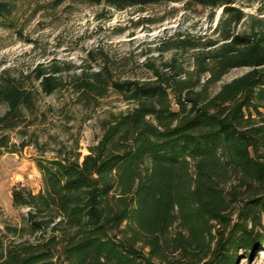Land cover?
<instances>
[{
  "label": "trees",
  "instance_id": "1",
  "mask_svg": "<svg viewBox=\"0 0 264 264\" xmlns=\"http://www.w3.org/2000/svg\"><path fill=\"white\" fill-rule=\"evenodd\" d=\"M115 9L172 2L222 7L219 39L201 45L178 38L148 79L116 78L105 64L69 76L79 100L94 105L110 90L134 107L103 123L88 153L59 143L55 155L34 145L42 187L11 190L26 208L22 224L0 229V264H235L241 250L264 246V21L250 32L235 27L247 15L234 0H87ZM0 0V24L16 10ZM253 18V17H251ZM209 48L200 50V48ZM194 50L183 67L179 51ZM248 70L214 87L234 68ZM58 65L36 74L43 93L67 82ZM0 130L20 126L36 108L34 92L17 78H0Z\"/></svg>",
  "mask_w": 264,
  "mask_h": 264
},
{
  "label": "rangeland",
  "instance_id": "2",
  "mask_svg": "<svg viewBox=\"0 0 264 264\" xmlns=\"http://www.w3.org/2000/svg\"><path fill=\"white\" fill-rule=\"evenodd\" d=\"M16 10L0 24V78L12 76L34 92L36 108L28 112L20 126L0 130L10 143L39 138L45 143L46 157L55 155L59 143L82 154L95 144L103 132V123L134 107L116 91L110 90L94 105H86L68 84L69 76L82 70L107 65L116 78L148 79L152 72L146 63L160 66L175 53L164 51L178 38H190L202 46L219 39L218 22L222 7L172 2L115 10L88 3L87 0H16ZM247 16L235 27L236 32H250L264 21V0H234L230 4ZM253 17V18H251ZM209 48L202 47L200 50ZM183 67L195 65L194 50L179 51ZM58 65L67 82L51 95L42 92L36 78L39 70ZM248 68H234L214 90L245 73ZM7 106L0 102V116ZM34 145L21 152L0 147V229L5 222L22 224V212L12 204L11 190L23 184L33 192L42 187V175L34 157ZM207 257L198 264L209 260ZM235 264H264V246L241 250Z\"/></svg>",
  "mask_w": 264,
  "mask_h": 264
}]
</instances>
